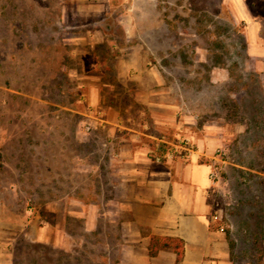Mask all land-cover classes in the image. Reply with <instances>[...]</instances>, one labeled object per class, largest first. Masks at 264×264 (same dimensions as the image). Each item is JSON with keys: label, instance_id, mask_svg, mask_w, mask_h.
<instances>
[{"label": "rangeland", "instance_id": "374dc122", "mask_svg": "<svg viewBox=\"0 0 264 264\" xmlns=\"http://www.w3.org/2000/svg\"><path fill=\"white\" fill-rule=\"evenodd\" d=\"M224 1L0 0V264H113L106 221L85 230L65 214L71 235L48 242L45 222L57 217L47 204L67 198L74 211L76 198L95 199L91 166L73 160L93 137L80 113L97 85L106 104L132 103L136 85L120 83L115 64L147 29L148 60L179 81L193 127L212 131L216 200L236 261L264 264V81L247 59L246 21ZM127 24L137 29L130 39Z\"/></svg>", "mask_w": 264, "mask_h": 264}, {"label": "crops", "instance_id": "0c3cea01", "mask_svg": "<svg viewBox=\"0 0 264 264\" xmlns=\"http://www.w3.org/2000/svg\"><path fill=\"white\" fill-rule=\"evenodd\" d=\"M250 1L224 2L236 20L246 21L247 59L254 61L252 72L262 75L264 81V10L257 12ZM259 4L264 8V0ZM129 20L133 22L131 13ZM126 27L129 39L137 35L132 24ZM148 30H140L141 41L125 49L115 64L119 82L136 85L132 103L124 110L121 105L106 104L97 85L91 90L90 113H80L89 123L86 133L93 137L90 152L77 150L73 160L79 168L91 166L95 199L86 204L76 198L79 207L74 211H66L67 198L50 200L47 210L57 218L55 224L45 222L44 236L51 243L58 235H71L63 220L66 214L82 220L85 230L104 228L100 223L106 221L113 264H238L227 230L221 231L213 220L210 173L215 167L216 142L212 131L209 126L198 131L193 127L196 114L186 95L174 87L179 81L165 75L163 65L148 60L149 48L143 38ZM223 79H230L229 72ZM183 138L196 145L189 160H155L158 147ZM43 146L50 149V144L44 142ZM59 148V156H64L62 150L66 156L67 145L62 148L60 143ZM152 236L182 239L183 257L179 259L169 247L151 256Z\"/></svg>", "mask_w": 264, "mask_h": 264}, {"label": "built area", "instance_id": "2783aa9c", "mask_svg": "<svg viewBox=\"0 0 264 264\" xmlns=\"http://www.w3.org/2000/svg\"><path fill=\"white\" fill-rule=\"evenodd\" d=\"M158 151L154 152V158L157 161L163 160L166 158H174L179 157L183 160H189L191 156L196 151V145L188 138H183L178 140L177 142L173 144H167L164 148L161 149V147L157 148ZM210 178L213 182V189L211 191L210 196L212 197L213 204H214V214H213V220L216 223H219L220 230L224 231L225 226H223V209L220 208L219 202L216 200V186L219 182V170L217 166H215L210 173Z\"/></svg>", "mask_w": 264, "mask_h": 264}, {"label": "trees", "instance_id": "16d2710c", "mask_svg": "<svg viewBox=\"0 0 264 264\" xmlns=\"http://www.w3.org/2000/svg\"><path fill=\"white\" fill-rule=\"evenodd\" d=\"M102 71L98 69L96 70V73L99 75L104 74V72ZM167 247L173 248L174 251L177 253L179 259L183 257L184 241L180 238H172V237H164V236H152L149 245V254L151 256H156L161 248H167Z\"/></svg>", "mask_w": 264, "mask_h": 264}]
</instances>
